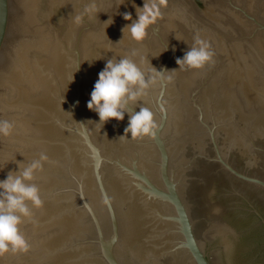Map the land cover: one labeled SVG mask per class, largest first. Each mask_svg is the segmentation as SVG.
<instances>
[{
    "label": "water",
    "instance_id": "obj_1",
    "mask_svg": "<svg viewBox=\"0 0 264 264\" xmlns=\"http://www.w3.org/2000/svg\"><path fill=\"white\" fill-rule=\"evenodd\" d=\"M92 2L0 0V119L15 125L0 180L48 157L29 251L0 264H264V0H168L141 43L121 29L143 0ZM196 35L213 63L178 70ZM133 51L178 70L138 102L153 138L121 139L127 114L102 127L87 108L106 61Z\"/></svg>",
    "mask_w": 264,
    "mask_h": 264
},
{
    "label": "clouds",
    "instance_id": "obj_2",
    "mask_svg": "<svg viewBox=\"0 0 264 264\" xmlns=\"http://www.w3.org/2000/svg\"><path fill=\"white\" fill-rule=\"evenodd\" d=\"M167 3L168 0H143L142 7L134 5L137 18L133 20L131 13L123 14V19L131 23L121 29L122 34L124 35L126 31L132 41L143 42L148 35V29L162 18L161 10ZM85 11H96L95 0ZM80 19L81 17H76L77 22ZM104 23H109V19ZM112 23L111 18L109 25ZM214 55L210 44L196 35L193 46L188 47L182 58L176 59V64L178 70L181 66L186 70H201L213 63ZM131 56H139V61L129 56L120 57L119 60L113 57L106 61L105 67L98 73L87 108L98 115L99 120L95 124L102 127L110 120L117 122L124 120L127 114L128 125L121 139H128L129 133L132 140L153 138L158 130L155 114L151 108L141 106L138 102H141L153 85L171 81L172 77L166 75L167 73L178 70L161 68L158 71L150 64L148 57L139 55L137 51H133ZM145 63L149 69L147 72L143 69ZM137 107L138 112L134 111ZM14 128V122L0 119V137L12 136ZM13 159L15 161V157ZM47 160V155L42 152L38 159H33L28 164L17 163V171H9L6 179L0 180V257L8 253L29 251L30 244L21 232L20 226L24 220L32 218L33 209L41 208L44 203L40 189L33 181L36 173L43 170V163ZM109 202L108 198L104 200L105 204Z\"/></svg>",
    "mask_w": 264,
    "mask_h": 264
}]
</instances>
